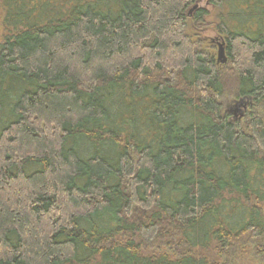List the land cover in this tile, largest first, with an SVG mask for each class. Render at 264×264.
I'll use <instances>...</instances> for the list:
<instances>
[{
    "label": "trees",
    "instance_id": "1",
    "mask_svg": "<svg viewBox=\"0 0 264 264\" xmlns=\"http://www.w3.org/2000/svg\"><path fill=\"white\" fill-rule=\"evenodd\" d=\"M197 1L0 0V264L264 258V0H209L226 63Z\"/></svg>",
    "mask_w": 264,
    "mask_h": 264
},
{
    "label": "rangeland",
    "instance_id": "2",
    "mask_svg": "<svg viewBox=\"0 0 264 264\" xmlns=\"http://www.w3.org/2000/svg\"><path fill=\"white\" fill-rule=\"evenodd\" d=\"M196 5L199 8H206L208 11H210V14L197 27L193 20L194 11L192 12L191 9L189 12L190 20H189V28L187 31L188 33L193 35L196 41H199L200 45L203 48L209 49L211 52H213L216 55L218 59L219 40L217 39L219 38L218 35L220 34L217 32L215 25L217 22L220 21L221 13L226 12L227 7H223V6L215 7L214 5H212V3L209 0H198ZM2 15H3L2 8L0 4V44L5 36V30L2 24ZM225 57L227 58L226 49H225ZM222 103H223L224 111L229 113L234 119H238L240 115H242L248 110L247 108L248 101L246 99H241V98L233 99L229 95H226L222 98ZM247 247L248 248L246 253L245 252L242 253V251H240L236 255H232L231 259H236L237 264H264V258L261 259L257 257V255L253 251V246L249 244L247 245Z\"/></svg>",
    "mask_w": 264,
    "mask_h": 264
},
{
    "label": "water",
    "instance_id": "3",
    "mask_svg": "<svg viewBox=\"0 0 264 264\" xmlns=\"http://www.w3.org/2000/svg\"><path fill=\"white\" fill-rule=\"evenodd\" d=\"M219 51H218V62H226L227 58L225 57V47L224 41H218Z\"/></svg>",
    "mask_w": 264,
    "mask_h": 264
}]
</instances>
